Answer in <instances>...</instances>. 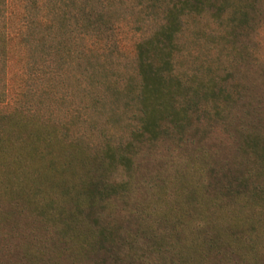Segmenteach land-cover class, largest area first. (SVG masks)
Returning a JSON list of instances; mask_svg holds the SVG:
<instances>
[{
	"label": "rangeland",
	"instance_id": "rangeland-1",
	"mask_svg": "<svg viewBox=\"0 0 264 264\" xmlns=\"http://www.w3.org/2000/svg\"><path fill=\"white\" fill-rule=\"evenodd\" d=\"M8 1L19 26L21 0ZM62 1L78 23L70 18L66 32L41 37L31 11L30 32L11 41L0 151L10 127L18 154L35 146L33 164L54 168L59 184L76 179L59 163L67 155L85 170L83 156L90 162L111 145L129 161L108 166V179L127 185L75 216L81 228L112 227L86 248L72 242L71 204L51 174L22 180L13 202L0 182V264H170L151 230H163L177 252L189 234L201 237L198 246L185 243L190 264H264V0ZM31 196L62 207V216L32 213ZM151 203L167 222L143 212Z\"/></svg>",
	"mask_w": 264,
	"mask_h": 264
},
{
	"label": "trees",
	"instance_id": "trees-1",
	"mask_svg": "<svg viewBox=\"0 0 264 264\" xmlns=\"http://www.w3.org/2000/svg\"><path fill=\"white\" fill-rule=\"evenodd\" d=\"M73 0V3H76ZM49 3V9L43 8V0H21V6L23 7L22 12L19 15L20 24L19 26H12L11 25V18L9 17V1L8 0H0V104H7V102L11 98L12 88L13 84H11L10 76H9V66H10V52H11V41L14 40L15 37L19 36L20 38L25 37L23 35L21 37V32H30V29L27 28L28 22H30L29 12L34 11L32 22L35 24L37 34L41 37H44L43 35L45 32L54 31L53 28L57 29V34H61L62 32H66L65 24L66 22L71 18L73 23H78L79 21L75 20L76 13L72 11L71 9H67V6H65V2L62 0H48ZM69 4V3H68ZM77 10L81 11V14L85 13V4H77ZM90 7V6H89ZM78 19V18H76ZM71 22V23H72ZM37 23V24H36ZM12 26V27H11ZM81 26V22H80ZM31 28V27H30ZM33 30V29H31ZM56 32L54 31V35ZM42 41V39H41ZM70 49H66V54H70ZM29 64V63H28ZM143 65V62H142ZM154 69V74L158 77L161 75V69L157 70ZM161 72V73H160ZM19 87L18 85L16 88ZM17 107L13 108V111H16ZM11 111L7 113H3L4 119H9V114ZM152 117V116H151ZM18 122V121H16ZM152 126L155 124V121H144L142 128H147L149 125ZM154 123V124H153ZM15 133V130L8 127L5 131L6 137L8 139H5V137H2L1 140L4 144V150L0 151V182L2 183L3 190L8 189L10 192V195L6 197L11 202L15 201L16 199L22 198V188L20 184L22 180H37L40 178V173L46 174V176H50L49 179L50 182L55 181L54 178V172L55 169L51 168V170H41L38 171L39 168H43V166L37 167L35 164H33L34 157L33 152H37L35 146L29 148V151L32 150L31 155H28L26 152V157L21 156V154H18L17 150L19 148L18 141H15L12 137ZM37 138H40L44 140L45 142H48L51 140V136L43 135V137L36 136ZM16 138V137H15ZM119 150V149H117ZM28 151V150H27ZM28 151V152H29ZM2 152V153H1ZM11 153V155H9ZM38 154L40 152H37ZM70 155H67V157L64 159V161L59 162L60 165L68 168V171L70 170L73 174H75L76 179H70L67 180L66 183H57V181L53 182L56 186H59V192L68 197L69 202L71 204V219H69L68 227L72 231V242L77 241L78 243L85 242L84 247H88V245L94 246L97 240H101V242L105 241L104 239H108L113 235L112 227H101L96 228L95 226H90L89 223H86L85 227L81 228L82 222L80 219H77L75 216L80 213V211H83V209L86 208H93L98 205H104L109 204L112 201V198L118 195H123L125 192V186L127 185L126 180H120V181H112L108 179V166H116L118 164H121L125 168L128 166L129 158L126 156L124 152L116 151L113 149L111 145H105L102 148L98 149V151L95 152V154L92 156V161L88 162L86 158L83 156L80 160V163L87 164L89 163V168L83 170L81 167L76 166H69V162L71 161V158H69ZM22 160L25 161V163H22ZM96 161V163H95ZM95 164H98L97 166ZM93 167H90V166ZM65 168V169H67ZM100 170V171H99ZM190 170H186V172L183 175H180L179 177L181 180H183L185 177H187L190 174ZM59 175V174H58ZM52 178V179H51ZM52 180V181H51ZM18 183V184H17ZM17 184V186L14 188L10 185ZM24 188V184L22 185ZM181 188V187H179ZM57 189V187H56ZM182 191V190H181ZM4 192V191H3ZM185 192V191H183ZM33 192L29 193V195H32ZM34 195V194H33ZM33 198V196H31ZM23 203L27 204L28 202V196L25 200H22ZM25 201V202H24ZM34 204H31L32 206V213H40L45 210H48L46 208H50L51 210H55L56 214L60 217L62 216V207L56 206L53 202H47L44 200H35L33 198ZM178 206V205H177ZM182 208L183 212L185 213L186 206L179 207L178 209ZM157 205L154 203L146 204L144 213L149 210V215H156V220L159 222L161 221H168V218L165 216H161L157 213ZM76 213V214H74ZM178 225L177 218L174 219ZM84 225V224H83ZM80 227V228H79ZM174 227V225H173ZM176 227V225H175ZM166 229V228H165ZM147 231H144L143 233L146 234ZM161 232H154V230L148 231V234H153L156 238H158V247L159 248H169L167 252L170 256V264H190V257L188 254V246L185 243H190L191 245L198 246L202 244L201 237H197L195 235L189 234V236L185 239L186 242H182L184 244V248L180 249L179 252H177L174 248L175 244L173 242V239L170 237H167L168 243L170 244L167 246L165 245V242L163 241V238L165 237V234ZM166 232V231H165ZM213 233V232H212ZM167 235V233H166ZM151 237V235H148ZM174 237V236H173ZM175 239V237H174ZM178 238H176L177 240ZM206 239V238H205ZM176 242V241H175ZM163 244V246H161ZM160 250V249H159Z\"/></svg>",
	"mask_w": 264,
	"mask_h": 264
}]
</instances>
